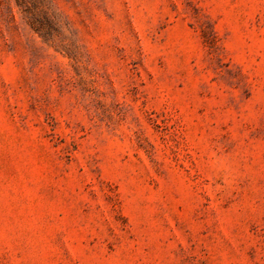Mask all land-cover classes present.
<instances>
[{"label": "rangeland", "instance_id": "374dc122", "mask_svg": "<svg viewBox=\"0 0 264 264\" xmlns=\"http://www.w3.org/2000/svg\"><path fill=\"white\" fill-rule=\"evenodd\" d=\"M0 264H264V0H0Z\"/></svg>", "mask_w": 264, "mask_h": 264}]
</instances>
